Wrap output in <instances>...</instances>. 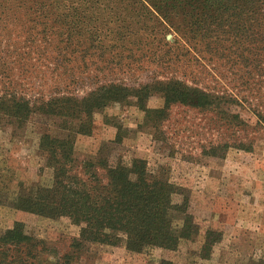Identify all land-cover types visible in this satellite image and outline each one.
<instances>
[{
  "label": "rangeland",
  "instance_id": "1",
  "mask_svg": "<svg viewBox=\"0 0 264 264\" xmlns=\"http://www.w3.org/2000/svg\"><path fill=\"white\" fill-rule=\"evenodd\" d=\"M148 11L153 9L145 0H0V97L37 106L63 90L59 84H68L76 98L110 84L147 87L145 94L93 111L89 136L76 137L73 171L81 174L82 163L103 147L111 164L143 160L151 174L187 198L196 228L191 237L173 251L135 254L99 243L77 249L79 227L67 217L15 210L13 198L52 184L36 142L57 121L37 113L22 125H0V235L21 223L37 242L39 264H64L65 256L68 264H264V129L241 101L232 109L239 122L213 110L165 106L166 82L216 95L241 90L229 67L212 65L226 71V78L216 77L173 30L156 27ZM58 31L71 35L61 40ZM172 224L181 227L180 215L173 214ZM208 230L219 239L201 259Z\"/></svg>",
  "mask_w": 264,
  "mask_h": 264
},
{
  "label": "trees",
  "instance_id": "2",
  "mask_svg": "<svg viewBox=\"0 0 264 264\" xmlns=\"http://www.w3.org/2000/svg\"><path fill=\"white\" fill-rule=\"evenodd\" d=\"M145 1L153 9L147 13L156 27L173 30L178 42L209 65L216 77L226 78V71L216 70L212 65L229 67L241 90L234 95H216L179 82H166L161 90L165 106L179 103L213 110L239 122L241 118L232 109L241 101L249 105L257 125L264 129V0ZM57 20L64 22L58 15ZM178 20L181 22L176 24ZM56 34L61 40L71 35L67 33L64 37L65 32L59 31ZM59 85L63 90L59 88L50 100L37 106L24 99L0 97V125L13 122L22 125L33 113L57 121L53 131L39 132L36 142L45 167L52 172L51 186L31 188L16 196L12 199L13 208L52 219L67 217L79 227V239L73 244L77 249L85 243H99L123 245L126 251L135 254L156 248L176 250L196 229L187 214L188 200L167 180L151 174L143 160L134 158L128 165L111 164L107 157L110 152L103 147L93 161L86 159L82 163L81 174L73 171L75 140L80 135L89 136L93 111L109 102L128 99L132 93L145 94L147 87L134 90L110 84L76 98L66 90L68 84ZM242 147L245 151L249 149ZM174 197L180 200L175 202ZM174 213L182 220L177 229L172 224ZM218 239L213 231L206 232L201 259L209 258ZM36 245L24 234L22 224L15 223L0 235V264H39ZM63 259L64 264L71 260L69 256Z\"/></svg>",
  "mask_w": 264,
  "mask_h": 264
}]
</instances>
